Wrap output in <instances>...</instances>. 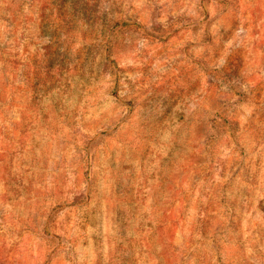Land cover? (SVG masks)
I'll return each instance as SVG.
<instances>
[{"label":"rangeland","instance_id":"374dc122","mask_svg":"<svg viewBox=\"0 0 264 264\" xmlns=\"http://www.w3.org/2000/svg\"><path fill=\"white\" fill-rule=\"evenodd\" d=\"M0 264H264V0H0Z\"/></svg>","mask_w":264,"mask_h":264}]
</instances>
